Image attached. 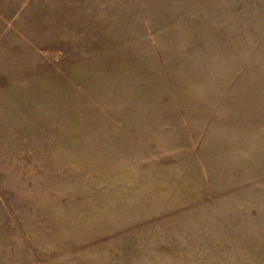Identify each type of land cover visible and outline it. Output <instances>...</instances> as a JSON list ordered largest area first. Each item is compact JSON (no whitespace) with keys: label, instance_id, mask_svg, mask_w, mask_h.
I'll use <instances>...</instances> for the list:
<instances>
[{"label":"rangeland","instance_id":"rangeland-1","mask_svg":"<svg viewBox=\"0 0 264 264\" xmlns=\"http://www.w3.org/2000/svg\"><path fill=\"white\" fill-rule=\"evenodd\" d=\"M93 2L96 68L0 62V264H264V0Z\"/></svg>","mask_w":264,"mask_h":264},{"label":"crops","instance_id":"crops-1","mask_svg":"<svg viewBox=\"0 0 264 264\" xmlns=\"http://www.w3.org/2000/svg\"><path fill=\"white\" fill-rule=\"evenodd\" d=\"M73 1L76 3L74 8L79 9H73L72 13H67L69 0H21L19 10L9 14L12 10V0H0V62L15 57L16 60L9 66L37 67L48 73L50 70L65 69L67 59L73 56L75 58V54H78L81 59L83 57L90 62V68H96L98 58L108 54V44L112 43V40L107 39V34H102L99 39V34L93 29L95 17L92 9L96 6L94 0H90L85 8L83 19L78 18L79 22L84 21V27L77 32V27L82 28V24L76 22L79 15H75L81 14V0ZM87 9L91 12L89 18ZM69 14L74 16L69 18ZM81 46L86 47H82V50ZM121 111V116H126L128 111ZM99 129L95 130L90 125L82 128L73 126L68 132L76 135L81 130H87L82 131L87 134L95 130L94 135H90L93 137L81 141L85 144L94 141L98 143L97 139L100 138L101 142L113 145L118 141H128L134 133L131 131L132 126L121 124L104 125ZM66 132L65 129L58 130V133ZM59 138L63 139L55 141L53 146L57 144V147L62 149L69 148L72 144L76 147L78 142L77 138L73 141L69 138L67 142L64 135Z\"/></svg>","mask_w":264,"mask_h":264}]
</instances>
